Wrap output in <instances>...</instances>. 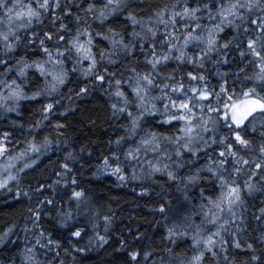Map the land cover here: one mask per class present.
<instances>
[{
    "label": "snow or ice",
    "instance_id": "6c2138e0",
    "mask_svg": "<svg viewBox=\"0 0 264 264\" xmlns=\"http://www.w3.org/2000/svg\"><path fill=\"white\" fill-rule=\"evenodd\" d=\"M121 13L123 24L117 20ZM226 28L232 35L222 39ZM189 65L196 67L185 73ZM0 66L5 76L18 74L0 79V111L6 117L18 112L22 101L52 97L68 84L74 85L69 91L77 98L88 96L90 87L109 97L108 119L114 128L95 174L110 172L121 183H159V198L151 207L167 225L160 248L154 246V236L139 228L134 234L117 233L127 264H205L206 259L212 264H264V0H197L195 5L174 0L156 6L147 0H0ZM250 66L255 70L249 72ZM32 69L43 78V87L28 92L19 80ZM73 76L83 78L82 86ZM55 107L54 99L42 105L40 118L27 124L30 135L19 151L10 143L12 132H0V189L38 168L54 145L63 152L42 170L35 188L15 189L17 197L27 196L32 204L31 225L23 228L34 233V243L18 249L20 264H68L69 257L76 264V252L87 251L79 243L84 229L76 226L88 199L78 169L88 167L100 141L89 139L76 149L71 137L39 140L35 130ZM157 116L169 128L179 127L172 133L145 131L146 121ZM99 119H89L88 126L95 127ZM10 123L23 127L21 120ZM63 126L56 120L57 130ZM157 173L167 179L156 181ZM139 190L150 191L142 185ZM174 193L193 206L185 213L187 224L168 223L176 214ZM257 193L258 208L246 199ZM198 215L202 219L196 223ZM45 218L54 222L53 230L43 226ZM103 219L107 231L112 216ZM189 227L194 229L190 257L168 246L188 236ZM15 228L12 224L0 232V244L12 238ZM108 240L95 233L97 246Z\"/></svg>",
    "mask_w": 264,
    "mask_h": 264
},
{
    "label": "trees",
    "instance_id": "16d2710c",
    "mask_svg": "<svg viewBox=\"0 0 264 264\" xmlns=\"http://www.w3.org/2000/svg\"><path fill=\"white\" fill-rule=\"evenodd\" d=\"M102 1L103 0H101V2ZM147 2L156 6L163 3L171 4L174 0H147ZM196 2L197 0H192L193 5H195ZM199 2L207 3L208 0H199ZM117 20L122 24L124 23L122 13L117 16ZM23 34L24 33L21 32V35ZM231 35L232 30L228 28L225 29V33L221 34L222 39H227ZM102 46H107V42H103ZM28 51H31V49ZM17 58H19V55ZM11 62L14 63V61ZM174 65L175 61L170 63V67ZM194 69V65H189L184 68V71L186 73L188 70ZM254 70V67L251 66L248 69L249 72ZM209 71L214 73L215 68L210 65ZM17 75V73L12 72L5 76L4 69L0 66V79H13L16 78ZM82 79L83 78H78L77 76L72 77L73 81L80 80L81 86ZM19 82L25 86L28 92L43 87V78L39 77L35 69L29 70L27 76L21 78ZM214 83H216L215 80ZM105 87H107V85H105ZM73 88V84H68L61 92L54 93L52 97H47L45 94V96L37 97L34 100L22 101L20 110L15 113H9L7 117L3 116V112L0 111V132L4 130L11 131L12 138L10 143L14 146L13 151L21 150L23 143L18 146L16 145V141H19L20 134H22L20 138L26 137L25 140L28 138L30 133L27 129V124L35 123L36 120L40 118L42 105L46 104L48 99H54L56 107L52 116L47 118L45 124L40 129L35 130V132H39V140H42L45 135L50 136L53 140L57 138L62 140L65 137H71L76 141V143L72 145L76 149H79L80 144L85 143L89 139L92 141L98 139L100 141V143L96 145V152L92 155V158L87 161L88 167L85 169H78L81 172L80 187L85 189L88 199L80 207V215L77 217L76 226L84 229L79 243L81 247L87 248V251L76 252V264H127V251L120 248L117 233L124 236L125 233L131 231L134 234L136 229L139 228L141 231H145L150 236L155 237V247H163L161 238L166 235L167 225L159 215L153 214V208L151 207L159 198L158 193L160 192V184L152 180H130L121 183L120 180L111 173L101 172L99 175L95 174L97 166L102 163V159L98 157L101 154H107L104 150L108 146L107 141L109 139V134L113 132L114 128L113 122L108 119L110 115V100L109 97L105 95L104 91L98 87H90V94L86 97L81 96L79 98L72 95V92L69 91V89ZM237 88H239V84H237ZM75 90L78 91L79 89L75 88ZM65 108H67L68 111H64ZM95 117L100 118L95 127L88 126V120ZM58 119H61L64 125L63 128L59 130L56 128V120ZM11 120H21L23 122V127L19 124L12 125L10 123ZM144 128L145 131L153 129L159 132L172 133L178 128V125L173 124V126L169 128L166 124H163L159 116H157L155 119H148L144 124ZM22 132H24V134ZM115 134L120 135L122 132L116 131ZM112 138L114 139V136H112ZM60 147V145H54L53 151L46 153L45 156L41 158L42 163H40L38 168H34L33 171L26 170L25 173H22L18 184H21L26 189L30 187L35 188L36 180L42 170L46 167L51 168L52 163H55L56 160L63 155L62 151L56 150ZM64 150L66 151L67 147H64ZM85 155H87V153H85ZM205 159L206 157H202L200 162L203 163ZM126 170L129 175H131V166H128ZM166 179L165 176L156 174V181H163ZM239 180L242 182L244 176L241 175ZM141 185L145 188H149L150 191L141 193L139 190ZM246 199L250 205H255L257 208L261 205V195L259 193L255 196L249 195ZM198 202L199 198L197 197V203ZM30 207H32V204L29 202L27 196L17 197L15 194L0 193V232H3L12 224L16 225L12 233V238L7 241L6 244L0 246V264H20L21 257L18 249H22L26 243L29 244V246L34 243V233H31V229L26 233L23 228L24 224L31 225L30 213L28 212V208ZM72 207L75 208V203L72 204ZM85 208H87L88 211H85ZM173 208L176 210V214L171 216L168 221L169 224L172 222H175L177 225L189 223V221L185 219V213L194 210L192 205L185 204L183 198L174 193ZM65 210H67V205ZM106 215L112 216V222L107 231H105V221L103 219ZM193 219L196 223H199L202 217L198 215ZM53 223L51 218H45L43 226L51 231L53 230ZM55 230L57 232L61 231L59 228ZM70 230L71 229L63 230V234L66 236ZM193 230L192 227H189L188 236L185 237L181 235L176 239L175 243H170L168 246L174 247L177 252L187 254V256L190 257L194 251V246L191 241V233ZM96 232L108 235L109 240L97 246L95 241ZM90 236L94 237L91 242L88 239ZM56 238L60 237L57 236ZM63 243L67 246V241H63ZM248 255H250V253H248ZM41 259H43L42 253ZM237 259H243V255L237 256ZM68 264H71L70 257ZM205 264H212V261L206 259Z\"/></svg>",
    "mask_w": 264,
    "mask_h": 264
},
{
    "label": "rangeland",
    "instance_id": "374dc122",
    "mask_svg": "<svg viewBox=\"0 0 264 264\" xmlns=\"http://www.w3.org/2000/svg\"><path fill=\"white\" fill-rule=\"evenodd\" d=\"M103 2V1H102ZM203 23H208V20H207V18L206 17H204V19H203V21H202ZM194 48H195V44H193V45H189V48H188V51L189 52H192V51H194ZM196 67V66H195ZM158 89V88H157ZM155 91H159V89L158 90H155ZM3 116H5L4 114H3ZM178 127H179V125H178ZM23 134H24V132H22ZM20 134V133H19ZM22 136V134H20V136H19V143H17L16 145L18 146V145H20L21 143H23V145H22V148H24V147H26V145H25V142H24V140H25V138L26 137H22V138H20ZM17 142V141H16ZM46 154V153H45ZM45 154H44V156H45ZM153 154L150 152L149 153V156L151 157ZM44 156H42V157H44ZM41 157V158H42ZM21 167H22V164H23V162L22 161H18L17 162ZM137 171L139 172V169H137ZM108 173H110V172H108ZM6 174V173H5ZM112 174V173H111ZM157 174H160V173H157ZM160 175H162V176H165L164 174H160ZM165 178H166V176H165ZM16 187H21L22 188V190L23 189H26L24 186H22L21 184H18L17 182H12L10 185H9V188H5V189H0V193H10V194H15V189H16ZM16 195V194H15ZM192 236V235H191ZM192 241V240H191ZM12 242V241H11ZM2 244H0V246H1Z\"/></svg>",
    "mask_w": 264,
    "mask_h": 264
}]
</instances>
